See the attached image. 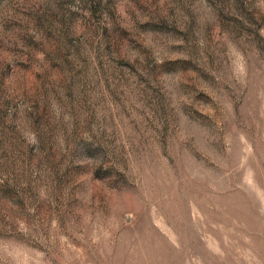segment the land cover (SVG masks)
I'll return each instance as SVG.
<instances>
[{
  "label": "rangeland",
  "instance_id": "374dc122",
  "mask_svg": "<svg viewBox=\"0 0 264 264\" xmlns=\"http://www.w3.org/2000/svg\"><path fill=\"white\" fill-rule=\"evenodd\" d=\"M0 264H264V0H0Z\"/></svg>",
  "mask_w": 264,
  "mask_h": 264
}]
</instances>
